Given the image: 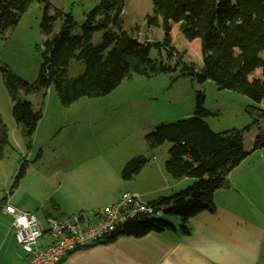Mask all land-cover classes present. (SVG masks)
Instances as JSON below:
<instances>
[{
	"label": "trees",
	"instance_id": "obj_1",
	"mask_svg": "<svg viewBox=\"0 0 264 264\" xmlns=\"http://www.w3.org/2000/svg\"><path fill=\"white\" fill-rule=\"evenodd\" d=\"M33 1L36 0H0V35L18 24ZM38 1L44 3L41 20L44 41L38 78L28 82L7 65L0 64L4 83L13 97V116L24 128L27 147L32 146L43 113L36 111L30 101L18 99L17 94H46L50 86H54L60 102L68 106L85 96L107 95L134 73L152 77L159 73L172 74L180 68L174 79L189 75L199 82L213 80L221 89H231L256 103H264V0H152L153 15H148L147 21L162 26L161 42L142 41L135 33L123 29L125 0H100L86 12L78 34H74L78 22L72 13L52 9L50 0ZM59 18L61 27L55 32ZM176 29L188 42L199 40L203 61L200 69L195 63L185 61L184 51L174 46L172 33ZM98 31H102V39L95 43ZM153 46L165 48L170 61L175 56V65L152 58ZM72 59L83 61L82 70L75 76L68 70ZM258 69L261 72L257 74ZM205 100L204 91H197L192 115L158 123L146 134L151 148L165 141L172 143L165 162L167 172L175 179L193 178V183L151 201L162 211L161 215L129 220L101 242L175 229L163 215L179 218L181 232L189 233L187 223L191 217L215 209L214 192L228 185L229 173L249 152L264 147L261 126L250 151L245 147L243 131H214L205 120L210 114ZM249 110L257 114L255 123L260 122L259 118L264 119V107L249 106ZM10 145L9 127L0 118V160L6 157ZM149 161L145 155L129 160L122 170L123 179H133ZM28 166L29 161L22 159L12 187L26 175ZM3 202L2 198L0 207Z\"/></svg>",
	"mask_w": 264,
	"mask_h": 264
},
{
	"label": "crops",
	"instance_id": "obj_2",
	"mask_svg": "<svg viewBox=\"0 0 264 264\" xmlns=\"http://www.w3.org/2000/svg\"><path fill=\"white\" fill-rule=\"evenodd\" d=\"M33 94H26L28 101L42 111L44 102H35ZM42 118L43 114L31 147L26 146L24 128L14 116L7 123L11 145L6 149V157L0 160V200L4 199L0 207V264H25L29 257L16 239L14 215L7 206L35 212L46 230L40 245H47L53 240L48 230L51 220L82 215L85 223L92 222L95 210L107 201H117L124 189L151 202L193 183L190 177L170 178L163 163L149 161L133 179H124L125 184L111 194L110 190L101 193L104 191L96 189L93 180L101 178L102 172L96 170V163L89 164L92 158L88 147L75 146L72 152L67 148L56 161V156H47L51 141L49 134H40ZM77 133L71 131L69 135L74 138ZM253 143L246 148L248 151ZM59 145L63 143L57 142L52 151ZM114 150H106L115 154L113 159L117 160L110 164L105 161L110 166L107 177H116L118 173L122 176L132 158ZM22 156L29 166L19 184L12 187ZM6 161L10 164H4ZM228 181V185L214 192L213 211L204 210L189 219V233L181 232V220L175 218L170 220L175 229L152 231L140 237L120 236L114 241L80 248L63 264H264V156L258 150L249 152L229 173Z\"/></svg>",
	"mask_w": 264,
	"mask_h": 264
},
{
	"label": "rangeland",
	"instance_id": "obj_3",
	"mask_svg": "<svg viewBox=\"0 0 264 264\" xmlns=\"http://www.w3.org/2000/svg\"><path fill=\"white\" fill-rule=\"evenodd\" d=\"M99 2L100 0H50L52 9L72 13L75 16L78 27L74 30V34L80 33V26L85 20L86 12L93 9ZM153 10L152 0H125L122 13L123 29L135 33L142 41L161 42L164 38L162 26L149 24L147 21V16L153 15ZM43 12L44 3L38 0L33 1L18 24L0 35V64L7 65L14 73L31 83L38 78L42 65ZM61 23L62 19L59 18L55 24V32L59 30ZM172 36L174 46L184 51L185 61L195 63L200 69L203 61L199 40L188 42L177 29L173 31ZM101 39L102 31L96 32L94 42L98 43ZM150 55L155 59L169 61L172 65L176 63L175 56L171 61L168 59L165 48L159 49L153 46ZM262 56L264 57V51ZM82 68L83 61L72 59L68 68L69 74L75 76ZM257 71L258 74L261 69ZM179 72L180 68L172 74L159 73L152 77L134 73L126 77L111 93L100 97L85 96L68 106L60 102L54 86L47 89V94L32 93V99L35 102L37 100L40 104L44 102L40 134L42 136L49 134L48 137H50L51 144L46 150L47 156L49 155L51 159L56 156L54 159L56 161L61 158V152L67 148L72 152L75 146L88 147L89 157L92 158L89 164L96 163V170L102 172V177H96L93 184L97 187L96 189L104 191L101 193L105 194L110 190L111 194L119 185L125 184V180L120 173L116 177L114 175L107 177L106 173L107 170L110 173V166L107 167L105 161L110 164L117 160L113 159L115 154L112 155L106 150L115 149L114 151L120 154L125 153L127 158L130 155L132 158L145 155L150 161H157L165 166L172 143L165 141L151 148L147 143L146 134L158 123L172 122L192 115L196 108L199 90H203L206 95L205 107L210 114L205 117V120L210 127L216 132L243 131L245 147L248 148L258 134L260 126L264 127V119L259 118L260 124L254 122L257 114L250 112L249 106L263 108L264 103H256L247 95L231 89H221L213 80L199 82L189 75L174 79L173 76ZM17 97L20 100H29L23 92L18 93ZM13 104V97L4 83L0 69V118L6 124L13 120ZM39 109L36 104L35 110ZM59 129L61 131L58 134ZM71 131L78 132L74 138L69 135ZM57 142L63 145H59L52 151L51 148ZM22 159L23 156L21 161ZM4 164H10V162L6 161ZM169 176L173 178L170 174ZM107 202L105 203H113ZM163 218L170 221L176 220L177 217L163 215Z\"/></svg>",
	"mask_w": 264,
	"mask_h": 264
},
{
	"label": "built area",
	"instance_id": "obj_4",
	"mask_svg": "<svg viewBox=\"0 0 264 264\" xmlns=\"http://www.w3.org/2000/svg\"><path fill=\"white\" fill-rule=\"evenodd\" d=\"M264 156V147L258 150ZM14 215V233L18 243L28 253L25 264H63L74 251L100 243L120 226L143 216L155 217L162 214L139 193L123 191L117 201L104 205L93 213L95 220L85 223L82 215L66 220H51L49 233L52 242L40 245L46 230L35 212H26L7 206Z\"/></svg>",
	"mask_w": 264,
	"mask_h": 264
}]
</instances>
